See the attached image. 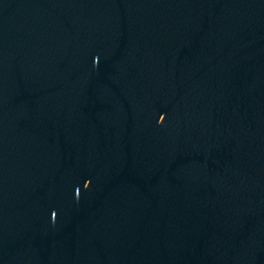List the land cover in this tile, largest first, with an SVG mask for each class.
Wrapping results in <instances>:
<instances>
[{
  "label": "water",
  "instance_id": "obj_1",
  "mask_svg": "<svg viewBox=\"0 0 264 264\" xmlns=\"http://www.w3.org/2000/svg\"><path fill=\"white\" fill-rule=\"evenodd\" d=\"M0 264H264V0H0Z\"/></svg>",
  "mask_w": 264,
  "mask_h": 264
}]
</instances>
